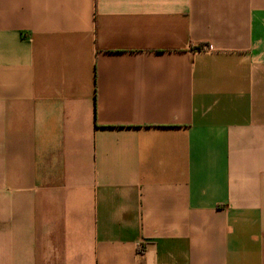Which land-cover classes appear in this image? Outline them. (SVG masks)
Segmentation results:
<instances>
[{
	"label": "crops",
	"instance_id": "0c3cea01",
	"mask_svg": "<svg viewBox=\"0 0 264 264\" xmlns=\"http://www.w3.org/2000/svg\"><path fill=\"white\" fill-rule=\"evenodd\" d=\"M0 264H264V0H0Z\"/></svg>",
	"mask_w": 264,
	"mask_h": 264
},
{
	"label": "built area",
	"instance_id": "2783aa9c",
	"mask_svg": "<svg viewBox=\"0 0 264 264\" xmlns=\"http://www.w3.org/2000/svg\"><path fill=\"white\" fill-rule=\"evenodd\" d=\"M142 250H143V248L141 247V248H140V251H142Z\"/></svg>",
	"mask_w": 264,
	"mask_h": 264
}]
</instances>
